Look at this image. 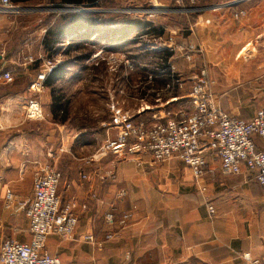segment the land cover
Returning a JSON list of instances; mask_svg holds the SVG:
<instances>
[{
  "label": "crops",
  "instance_id": "obj_1",
  "mask_svg": "<svg viewBox=\"0 0 264 264\" xmlns=\"http://www.w3.org/2000/svg\"><path fill=\"white\" fill-rule=\"evenodd\" d=\"M202 9V4L189 8L188 12L196 13L187 18V29L169 30L174 19L150 20L164 35L168 30L174 34L170 38L176 45L169 66L127 67L123 86L107 89L120 105L128 100L135 122L145 124L146 114L163 113V109L153 111L155 107L189 99L192 77L203 67L213 81L217 103L229 114L250 119L264 107V72L259 71L262 84L258 87L251 74L255 70L249 67L251 59L235 57L238 48L249 41L262 38L264 42V0H243L197 12ZM239 10L246 15L235 19L233 13ZM18 13H0V245L6 238L31 239L25 213L4 209L6 189L20 199L31 197L36 173L51 166L62 173V201L77 202L79 219L74 238L48 237L47 251L58 255L62 264H251L243 254L264 256V193L246 167L239 174L223 175L218 159L208 155L207 172L196 181L187 166L184 177H161L162 170L175 169L154 165L149 155L133 157L135 162L125 161L128 155L93 159V144L85 141L100 139V120L91 127L80 118L76 123L70 101L66 120H59L61 113L54 118L50 87L44 82L40 90L33 87L44 66L43 37L25 33L29 30L26 24H19L17 29H22L17 32L14 18ZM94 28L98 31L97 25ZM161 43L167 47L169 42ZM186 54L191 61L186 66L179 64L180 56ZM4 70L11 72L12 81L1 77ZM135 70L138 79L131 77ZM36 98L43 116L30 119L25 106ZM255 142L264 149L263 139L255 137ZM111 156L120 160H110ZM108 212L115 216L112 224L106 220ZM126 212L131 217L121 225L119 220ZM88 234L94 236L93 242L84 240ZM109 234L113 237L107 239Z\"/></svg>",
  "mask_w": 264,
  "mask_h": 264
},
{
  "label": "built area",
  "instance_id": "obj_2",
  "mask_svg": "<svg viewBox=\"0 0 264 264\" xmlns=\"http://www.w3.org/2000/svg\"><path fill=\"white\" fill-rule=\"evenodd\" d=\"M242 1H230L214 9ZM152 2L157 6V0ZM20 11L21 7L11 0H0V13ZM245 15L244 10L233 13L235 19ZM158 48L163 49L162 46ZM167 48L174 49L171 44H167ZM189 49L193 47L189 46ZM55 67L56 64L51 61L44 64L33 85L35 90L42 88L44 80ZM1 77L6 81L13 80L9 70H4ZM25 108L28 118H42V107L37 98L30 100ZM112 112L105 141L93 159H101L108 154L139 159L149 155L152 162L157 163L176 157L191 170L197 181L206 174L208 155H212L218 159L219 171L223 175L239 174L246 167L262 186L264 193V149L257 148L255 142V137L264 140V108L256 111L250 119L226 112L215 99L213 81L207 69L202 68L192 77L189 107H182L173 116L159 118L152 124H140L134 121L135 114L123 109L118 101L113 102ZM82 178L88 176L82 174ZM61 179L60 170L44 166L35 175L31 197L20 199L12 189H6L4 209L25 213L29 220L31 239L28 242L4 239L0 245V264H62L58 255L47 251L48 237L55 234L63 239L74 238L79 219L77 202L74 199L63 202L61 199ZM208 209L211 213L215 211L212 204L208 205ZM130 217V213H124L119 224L127 223ZM106 220L110 224L115 222L113 212L107 213ZM112 237L113 234L107 235V239ZM84 240L93 242L94 236L85 235ZM243 258L251 264H264V256L257 258L245 253Z\"/></svg>",
  "mask_w": 264,
  "mask_h": 264
},
{
  "label": "rangeland",
  "instance_id": "obj_3",
  "mask_svg": "<svg viewBox=\"0 0 264 264\" xmlns=\"http://www.w3.org/2000/svg\"><path fill=\"white\" fill-rule=\"evenodd\" d=\"M230 1L234 0H157V6H155L152 0H108L107 3H103V6L98 8L73 7L76 11H79V9L98 10V30L105 32L116 31V35L114 36L120 37L119 35H117V33L121 34L123 40L119 41V43L124 44L120 45L121 48L113 52L104 51L103 42L99 43L97 47L91 46V49L94 50V53L92 54V57L90 59L85 60H77V58L72 57V55L66 56L64 54V47L67 43L63 44L62 50L51 55L47 52H44L43 50V58H41L45 60L43 64L47 65L49 61H51L56 64V67L61 63H65L66 65H68L66 66L67 68H65V78L61 82H58L57 88L60 90V92H63L65 94L66 99L72 104V109L77 113V116H74L75 122L77 121L76 123L79 124V121L81 119V123L83 125L91 127L97 126L98 121L100 120V127L103 129L100 135L98 134V137H100V139L94 140L92 138L91 140L85 141L86 145L93 144L91 145L92 147H94V149L92 148L93 155L104 143L107 129L109 128L113 115L112 104L113 102L117 101L111 97L107 89L109 87H112L113 85L115 86V84L123 86V72L127 67L132 66L136 68L145 65L147 67H150V69L157 67L156 63H159L160 61L154 56L158 54V51L160 50H156L155 52L156 46L158 48V46H160L162 44L161 42L163 41H168V44L174 43V39L170 38V36H174V34H172L169 30L174 28L187 29V26H185L187 18L192 17L193 13H196L193 11L188 12L189 8H192L198 4H202L203 9L202 11H197L198 13L204 12V10L215 11L214 7L220 5L221 3H228ZM16 5L18 7L33 8L56 7L50 2V0H38ZM153 7H169L171 10L168 11L162 9V11H154L152 9ZM22 13L23 12H19L17 14V17L14 18V21L16 22V29L19 24H26L27 27H29V30H27L25 33L35 35L36 39H38L39 35H42V37H44L47 28L55 22V17L57 14L54 15V13L61 12L39 10L33 11L32 14ZM162 19L175 20L173 22H169V30L166 31L165 35H139L146 30L142 23L150 20L160 22ZM124 23H133L132 25L135 26H128ZM21 29L22 28H18L16 31L20 32ZM114 33L111 34L112 37H114ZM261 40L262 38H258L257 40L253 39L252 41H249L243 47H239L237 53L235 54V57L251 59L249 67H252L255 70L251 74H253V76H256L254 83H256L258 87H261L262 84V82L260 81L262 79L260 73L264 72V42H262ZM175 45H172L174 49ZM162 47L163 49L167 48L165 47V45H163ZM167 49L174 51V49L172 48ZM146 51H148L149 53H146ZM73 55L76 56L77 54L74 53ZM182 57L180 56V61H178V63H185L184 65L186 66L187 63H189L187 61H191V59L187 58V54L186 56L183 55ZM32 58L37 59L36 56H32ZM203 68L207 69L206 67ZM139 76L140 75L137 73V70H135V72L131 75V77L134 79H138ZM113 96H116V93H113ZM175 103L176 104H168L167 106H163L161 108L155 107L153 111L158 112L160 109H163V113H159L156 116H154L153 114H146V118L142 119V123L152 124L161 116H171V114L173 116L182 107H189L188 98L182 101H176ZM125 105L120 106L123 109H128L131 111L130 107L132 106L128 104V100ZM79 111H85L86 114L84 113V115L81 116L80 114H78ZM110 158V160H120L118 158L116 159L115 156H111ZM128 158L130 159H125V161H137V159L133 158V156H129ZM149 159V162L152 161L150 157ZM214 163H218V161H214ZM154 165H162L163 168L172 167V169H175L168 171L162 170L163 174L160 175L161 177L174 178L176 174H178L180 177L185 176L182 173L185 165L176 157H172L162 162H157ZM148 176L154 175H149L148 173Z\"/></svg>",
  "mask_w": 264,
  "mask_h": 264
},
{
  "label": "trees",
  "instance_id": "obj_4",
  "mask_svg": "<svg viewBox=\"0 0 264 264\" xmlns=\"http://www.w3.org/2000/svg\"><path fill=\"white\" fill-rule=\"evenodd\" d=\"M13 4H24L38 0H11ZM54 6H72V7H86V8H98L103 6V3H107L108 0H50ZM99 11L89 9L87 11H69L54 13L56 15L55 22L52 23L46 30V33L42 39V47L44 52L48 54H54L62 50L63 44L67 43L64 47V54L77 58V60L90 59L94 50L91 46H98L99 43H104V51L113 52L117 51L120 47L119 41H122V35L116 37V31H96L94 26L99 27V21H97V15ZM128 26L133 23H124ZM101 25V24H100ZM123 25V24H122ZM145 31L139 35L148 36H162L164 31L160 30L154 25L153 22L147 21L144 23ZM115 32V33H114ZM112 33L114 37H112ZM77 54L76 56L73 54ZM146 53H149L146 51ZM173 51L169 49H161L154 57L159 59L157 67H168L169 59L172 57ZM65 63H61L53 69V71L44 80V84L50 87L52 93V113L54 118L57 119L61 113L60 121H65L68 114L69 101L63 92L57 88L58 82H61L65 78Z\"/></svg>",
  "mask_w": 264,
  "mask_h": 264
},
{
  "label": "water",
  "instance_id": "obj_5",
  "mask_svg": "<svg viewBox=\"0 0 264 264\" xmlns=\"http://www.w3.org/2000/svg\"><path fill=\"white\" fill-rule=\"evenodd\" d=\"M31 10V11H60V12H69V11H76L72 6H56L54 8H46V7H39V8H21V10ZM154 11H162V9L170 11L171 9L169 7H153L152 8ZM79 11H87L86 9H79Z\"/></svg>",
  "mask_w": 264,
  "mask_h": 264
}]
</instances>
